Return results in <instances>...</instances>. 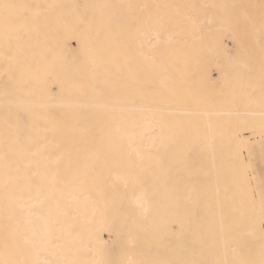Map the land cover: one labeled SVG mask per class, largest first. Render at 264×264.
<instances>
[{"label": "snow or ice", "instance_id": "obj_1", "mask_svg": "<svg viewBox=\"0 0 264 264\" xmlns=\"http://www.w3.org/2000/svg\"><path fill=\"white\" fill-rule=\"evenodd\" d=\"M80 9L85 10L80 14L85 31L97 20L107 29L115 25L140 41L139 48L129 44V57L139 56L153 63L154 41L169 26L179 24L200 32L204 20L226 24L237 41L229 58L231 68L223 76V88L237 115L255 114L248 110L259 109L260 168L257 171L255 167L253 142L245 148L234 147L230 141L218 152L209 138L201 149L199 123L179 124V132L192 140L182 160L175 163L186 164L188 154L201 149L217 175H225L222 185L217 181L215 191L205 193L215 208L210 221L193 225L195 213L190 211V236L185 235L184 223L179 229L169 225L167 233L174 239L156 258L147 260L127 258L129 250L123 246L99 248L90 241L86 243L84 228L89 214L99 210L97 198L87 189L95 188L107 206L109 195L117 197L122 185L130 203L146 218L149 201L140 174L150 173L166 182L173 167L172 162H164L165 145L160 140L167 127L165 117L174 112L175 106L182 105L196 115L201 106L214 103L202 95L195 77L162 101L138 75L118 79L110 69L100 72L94 67L92 87L97 93H107L106 107L115 114L120 134L119 151L100 150L104 137H98L89 126L87 109L91 105L87 102L63 121L50 122L51 127L34 123L28 132L16 128L9 135L6 131L0 152V264H264V0L85 5L0 0V79L7 103H11L9 87H19L22 80L18 77L30 67L29 52L35 43L65 27L69 17ZM77 43L86 41L77 38ZM46 59L54 70L55 48L48 50ZM77 87L86 97L87 82L81 80ZM168 139L175 142L177 135L173 133ZM82 152L90 154L83 168L71 163L62 167L67 157L75 155L79 160ZM125 166L133 173L130 180L117 171ZM73 186L84 191L77 196ZM176 206H181L179 201ZM113 231L118 244L122 237L118 223L110 229V238Z\"/></svg>", "mask_w": 264, "mask_h": 264}, {"label": "bare ground", "instance_id": "obj_2", "mask_svg": "<svg viewBox=\"0 0 264 264\" xmlns=\"http://www.w3.org/2000/svg\"><path fill=\"white\" fill-rule=\"evenodd\" d=\"M231 1V0H229ZM46 3L61 4H103V3H183L187 0H40ZM199 2H219V0H199ZM242 2H245L242 0ZM246 2H258L247 0ZM71 11V10H68ZM85 10L74 12L65 27L46 38L41 37L29 52L30 67L22 77L19 87H9L7 103L4 96V83L0 79V152L3 151L6 131L9 135L16 128L28 132L34 123L41 127H51L52 123L63 121L73 113L80 111V105L87 102L91 105L87 111L91 119L89 126L99 137L103 134L104 143L100 150L116 153L120 148V134L113 113L106 107L107 93L94 91L92 76L94 67L100 72L110 69L114 78L127 79L138 75L155 90L162 100L176 90L182 88L187 81L195 77L203 96L213 99L211 105H203L193 115L191 109L175 106L174 112L165 117L167 127L160 140L165 145L163 157L165 164L173 163L170 176L166 182L156 180L150 173H136L143 176L144 187L148 196V212L146 218L133 204L121 185L120 194L108 197L107 206L100 199L95 188L87 189L97 198L99 210L89 214V222L84 228L85 242H91L99 248L125 247L127 258L131 260H147L156 258L163 247L174 239L168 235L167 228L173 225L180 228L185 225V235L190 236L188 213L194 211L193 225L201 221H210L215 208L205 193L214 192L217 181L222 185L225 175L212 169L210 161H205V153L201 151L209 143V138L219 152L231 141L234 147H247L253 142L257 159L255 167L260 168L259 161V128L260 118L258 107L248 110L255 114L237 115L225 96L223 88L224 73L230 70V56L234 54L231 43L237 36L226 24L215 21H203V30L194 32L190 27L173 24L160 33L155 40V62H145L142 57L131 59L128 46L139 48V39H131L115 25L111 29L101 27L99 20L95 26L84 30L80 23V14ZM77 38L86 41L77 43ZM55 48L57 61L54 70L47 62V53ZM148 51V49H146ZM216 69L215 72L212 70ZM81 80L87 82V96L78 90ZM166 107V104H162ZM247 109H241L245 111ZM7 119V123H6ZM196 121L202 130L200 136L201 149L188 154L186 164L175 163L182 160V154L191 144L192 137L181 134L178 125H188ZM210 126V129H209ZM256 131L253 132L252 129ZM175 133L177 139L170 142L168 137ZM159 143V141H158ZM89 153L82 152L78 160L75 155L63 161V168L69 163L73 167L83 168L89 159ZM247 155V151H245ZM119 175L130 180L133 173L125 167L117 170ZM73 192L79 196L84 191L73 186ZM131 191V184L129 187ZM113 199L115 202L113 203ZM177 201L180 207L177 208ZM119 224L122 233L120 242L110 229Z\"/></svg>", "mask_w": 264, "mask_h": 264}, {"label": "rangeland", "instance_id": "obj_3", "mask_svg": "<svg viewBox=\"0 0 264 264\" xmlns=\"http://www.w3.org/2000/svg\"><path fill=\"white\" fill-rule=\"evenodd\" d=\"M244 1L246 2L247 0H244ZM229 2H231V1H229ZM235 46H236L235 42H232V43H231V48H232V50L235 49ZM215 71H216V69L213 68L212 72H215Z\"/></svg>", "mask_w": 264, "mask_h": 264}]
</instances>
